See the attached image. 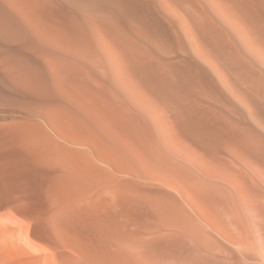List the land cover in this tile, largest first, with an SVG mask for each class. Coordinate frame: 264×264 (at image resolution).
I'll return each instance as SVG.
<instances>
[{"label":"bare ground","instance_id":"obj_1","mask_svg":"<svg viewBox=\"0 0 264 264\" xmlns=\"http://www.w3.org/2000/svg\"><path fill=\"white\" fill-rule=\"evenodd\" d=\"M0 264H264V0H0Z\"/></svg>","mask_w":264,"mask_h":264}]
</instances>
